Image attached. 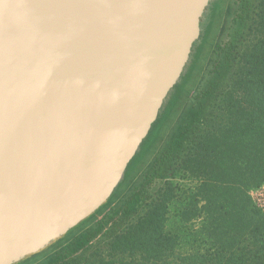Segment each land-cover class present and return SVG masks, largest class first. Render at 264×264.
<instances>
[{
  "label": "water",
  "instance_id": "water-1",
  "mask_svg": "<svg viewBox=\"0 0 264 264\" xmlns=\"http://www.w3.org/2000/svg\"><path fill=\"white\" fill-rule=\"evenodd\" d=\"M210 0H0V264L107 204Z\"/></svg>",
  "mask_w": 264,
  "mask_h": 264
},
{
  "label": "rangeland",
  "instance_id": "rangeland-1",
  "mask_svg": "<svg viewBox=\"0 0 264 264\" xmlns=\"http://www.w3.org/2000/svg\"><path fill=\"white\" fill-rule=\"evenodd\" d=\"M258 2L209 1L201 18L200 37L183 73L164 100L110 203L90 222L26 264H121L138 258L136 254L113 251L111 242L144 214L165 182L174 190L166 220V230L178 236L174 255L208 247L202 216L193 215V196L200 180L186 173L180 162L198 141L216 136L223 129L224 95L232 90L241 55L256 37L250 25ZM247 193L251 201L253 198L264 203V182ZM171 260L173 256L168 261Z\"/></svg>",
  "mask_w": 264,
  "mask_h": 264
},
{
  "label": "trees",
  "instance_id": "trees-1",
  "mask_svg": "<svg viewBox=\"0 0 264 264\" xmlns=\"http://www.w3.org/2000/svg\"><path fill=\"white\" fill-rule=\"evenodd\" d=\"M257 7L250 25L256 37L241 55L232 90L224 95L223 129L198 141L180 162L186 173L200 180L193 196V215L202 216L208 247L174 255L178 236L166 230L174 190L165 182L144 214L113 238V251L139 255L121 264H264V212L254 206L247 193L264 182V0H259ZM199 203L202 205L197 208ZM170 256L174 260L168 261Z\"/></svg>",
  "mask_w": 264,
  "mask_h": 264
},
{
  "label": "built area",
  "instance_id": "built-area-1",
  "mask_svg": "<svg viewBox=\"0 0 264 264\" xmlns=\"http://www.w3.org/2000/svg\"><path fill=\"white\" fill-rule=\"evenodd\" d=\"M252 202L254 203V205H255V207L257 208V209H259V210H261V211H263L264 212V203H262V202H258V200H255V199H253L252 198Z\"/></svg>",
  "mask_w": 264,
  "mask_h": 264
}]
</instances>
